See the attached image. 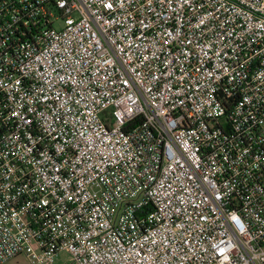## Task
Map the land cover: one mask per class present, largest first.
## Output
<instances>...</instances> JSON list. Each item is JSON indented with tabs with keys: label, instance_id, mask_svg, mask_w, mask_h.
<instances>
[{
	"label": "built area",
	"instance_id": "2783aa9c",
	"mask_svg": "<svg viewBox=\"0 0 264 264\" xmlns=\"http://www.w3.org/2000/svg\"><path fill=\"white\" fill-rule=\"evenodd\" d=\"M264 264V0H0V264Z\"/></svg>",
	"mask_w": 264,
	"mask_h": 264
},
{
	"label": "rangeland",
	"instance_id": "374dc122",
	"mask_svg": "<svg viewBox=\"0 0 264 264\" xmlns=\"http://www.w3.org/2000/svg\"><path fill=\"white\" fill-rule=\"evenodd\" d=\"M57 259H58L57 264H74V262L68 258V255L65 252H60L58 254ZM4 264H31V263L23 255H19L14 257L13 259L8 260Z\"/></svg>",
	"mask_w": 264,
	"mask_h": 264
}]
</instances>
